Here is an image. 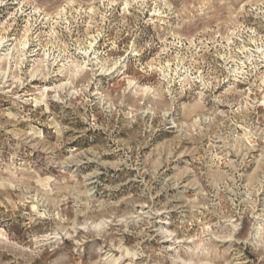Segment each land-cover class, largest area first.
Returning a JSON list of instances; mask_svg holds the SVG:
<instances>
[{
    "label": "clouds",
    "instance_id": "9594fccd",
    "mask_svg": "<svg viewBox=\"0 0 264 264\" xmlns=\"http://www.w3.org/2000/svg\"><path fill=\"white\" fill-rule=\"evenodd\" d=\"M0 264H264V0H0Z\"/></svg>",
    "mask_w": 264,
    "mask_h": 264
},
{
    "label": "rangeland",
    "instance_id": "374dc122",
    "mask_svg": "<svg viewBox=\"0 0 264 264\" xmlns=\"http://www.w3.org/2000/svg\"><path fill=\"white\" fill-rule=\"evenodd\" d=\"M14 10H15V6L0 10V25H2L3 20L7 19Z\"/></svg>",
    "mask_w": 264,
    "mask_h": 264
}]
</instances>
